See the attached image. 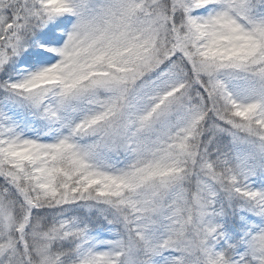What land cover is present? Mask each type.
<instances>
[{
    "label": "snow or ice",
    "instance_id": "snow-or-ice-1",
    "mask_svg": "<svg viewBox=\"0 0 264 264\" xmlns=\"http://www.w3.org/2000/svg\"><path fill=\"white\" fill-rule=\"evenodd\" d=\"M0 264H264V0H0Z\"/></svg>",
    "mask_w": 264,
    "mask_h": 264
}]
</instances>
